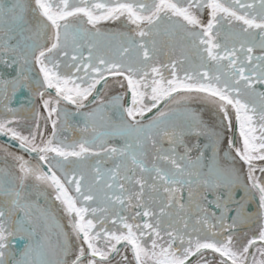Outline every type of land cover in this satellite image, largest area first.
<instances>
[{
  "label": "snow or ice",
  "instance_id": "6c2138e0",
  "mask_svg": "<svg viewBox=\"0 0 264 264\" xmlns=\"http://www.w3.org/2000/svg\"><path fill=\"white\" fill-rule=\"evenodd\" d=\"M0 138V264H264V0H0Z\"/></svg>",
  "mask_w": 264,
  "mask_h": 264
},
{
  "label": "flooded vegetation",
  "instance_id": "af4514ba",
  "mask_svg": "<svg viewBox=\"0 0 264 264\" xmlns=\"http://www.w3.org/2000/svg\"><path fill=\"white\" fill-rule=\"evenodd\" d=\"M206 19H207V17L205 16V20ZM101 27L104 28V29L115 30V31H126L127 30L126 28L121 27L119 25V22H115V23H113V22H106V23H103L101 25ZM85 55H87L86 52H85ZM121 91H122V89H120V87L115 83V80L110 77L109 78V87L104 90V96H105V98L107 96L116 95V94L120 93ZM68 107L71 108V105H68ZM193 107H196V108L199 109L200 106L194 104ZM23 115H30V114L29 113H23ZM44 115H46V113ZM149 115H151V114H149ZM202 116H203V118L205 120H209L210 119V113L208 111H206V110L202 112ZM42 123L43 122L41 121V124ZM47 132L49 134L51 132V125L50 124L48 126ZM68 135H69V139H71L72 133H69ZM65 223H66V221H65Z\"/></svg>",
  "mask_w": 264,
  "mask_h": 264
},
{
  "label": "water",
  "instance_id": "95a60500",
  "mask_svg": "<svg viewBox=\"0 0 264 264\" xmlns=\"http://www.w3.org/2000/svg\"><path fill=\"white\" fill-rule=\"evenodd\" d=\"M0 139H2V138H0Z\"/></svg>",
  "mask_w": 264,
  "mask_h": 264
}]
</instances>
